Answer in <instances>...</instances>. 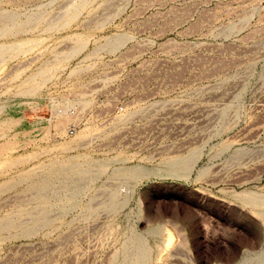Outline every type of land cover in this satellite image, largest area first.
Listing matches in <instances>:
<instances>
[{
	"label": "rangeland",
	"instance_id": "1",
	"mask_svg": "<svg viewBox=\"0 0 264 264\" xmlns=\"http://www.w3.org/2000/svg\"><path fill=\"white\" fill-rule=\"evenodd\" d=\"M139 243L264 264V0H0V264Z\"/></svg>",
	"mask_w": 264,
	"mask_h": 264
},
{
	"label": "built area",
	"instance_id": "2",
	"mask_svg": "<svg viewBox=\"0 0 264 264\" xmlns=\"http://www.w3.org/2000/svg\"><path fill=\"white\" fill-rule=\"evenodd\" d=\"M52 102L50 103L48 107V120L58 122L59 119L65 118L66 116H71V122L68 125V132L70 134L74 133L75 128L79 125L80 120L78 119L79 113L78 110L75 107L72 106H67V105H62L57 102ZM116 109L118 112L124 111L125 106L124 105H116Z\"/></svg>",
	"mask_w": 264,
	"mask_h": 264
},
{
	"label": "bare ground",
	"instance_id": "3",
	"mask_svg": "<svg viewBox=\"0 0 264 264\" xmlns=\"http://www.w3.org/2000/svg\"><path fill=\"white\" fill-rule=\"evenodd\" d=\"M141 247H142L141 243H139L136 256H134L135 260H134V263L132 264H145V252Z\"/></svg>",
	"mask_w": 264,
	"mask_h": 264
},
{
	"label": "crops",
	"instance_id": "4",
	"mask_svg": "<svg viewBox=\"0 0 264 264\" xmlns=\"http://www.w3.org/2000/svg\"><path fill=\"white\" fill-rule=\"evenodd\" d=\"M47 114H48V112H47ZM47 114L44 116V120L46 121V123H47L49 126H53L54 122L48 120Z\"/></svg>",
	"mask_w": 264,
	"mask_h": 264
}]
</instances>
